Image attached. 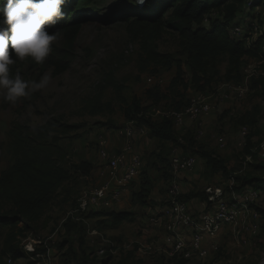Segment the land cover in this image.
<instances>
[{
	"label": "rangeland",
	"instance_id": "374dc122",
	"mask_svg": "<svg viewBox=\"0 0 264 264\" xmlns=\"http://www.w3.org/2000/svg\"><path fill=\"white\" fill-rule=\"evenodd\" d=\"M134 3L135 0H93L97 11L91 14L93 20L82 27L74 58L69 69L61 74H55L50 64L54 58L52 47L43 64H37L31 57L22 61L13 59L10 68L19 72L23 80L39 82L45 75L50 79L46 87L30 97L19 98L14 104L5 102L0 96V173L18 158L24 127L40 128L52 123L55 130L46 142L54 152L53 158L71 177L62 184L51 206L38 221L14 227L0 226V264H10L8 256L12 248L21 256L11 264H34L30 256L23 253L27 240L42 241V245H35L39 252L54 251L53 264H179V259L167 258L160 252L163 227L151 221L158 214L157 210L167 205L171 156L176 147L199 157L201 167L196 186L200 189L213 185L229 190L232 180L240 185L245 179L254 178L257 184L263 182L264 185V156L259 152L264 140V91L249 89L243 98L219 100L221 85L227 81L237 82L236 78L226 77V58L218 66L215 81L200 91L190 87L191 73L185 64L186 56L181 52L178 34L172 30L151 41L158 52L173 55L172 66L165 68L148 63L142 49L143 41L132 37L127 22L117 17L109 18L115 9L130 10ZM237 21L242 26L252 21L264 29V4L254 11L245 8ZM60 39L54 42L59 50L62 48ZM131 45L133 50L126 53ZM60 53L56 54L58 58ZM178 60L182 62L188 87L185 83L184 86L172 84ZM263 69L264 60L245 57L240 81L249 84L250 77L258 76ZM151 76L155 77L153 83L147 80ZM212 95L216 96L213 99L215 109L203 121L205 134L201 138L194 137L195 130L187 123V128L193 132L176 130L181 145L154 139L150 131L132 141L143 157V170L130 194L122 198L123 204H116L112 209L130 213L131 220L113 227L111 217H93L89 211L73 213L79 208V198L99 182L94 173L103 163L99 137L115 142V150L125 144L122 130L129 123L125 116L129 104L139 100L142 106L149 107L147 114L154 107L176 109L193 99ZM243 127L249 129L248 143L246 139L247 146L239 148L237 142ZM222 137L225 138L224 147H220ZM199 145L222 158L228 174L213 173L205 166L195 151ZM85 161L92 166L89 175L77 169ZM200 189L194 192L205 194ZM262 193L258 208L261 226L257 235L246 241L234 238L233 242L224 236L216 258L190 260L185 264H214L216 261L220 264H261L264 261V191ZM198 200L199 203L204 199ZM11 210L12 205L0 199L1 215H10ZM230 234L233 235L232 231L226 233ZM101 249L105 250L104 254H99Z\"/></svg>",
	"mask_w": 264,
	"mask_h": 264
},
{
	"label": "trees",
	"instance_id": "16d2710c",
	"mask_svg": "<svg viewBox=\"0 0 264 264\" xmlns=\"http://www.w3.org/2000/svg\"><path fill=\"white\" fill-rule=\"evenodd\" d=\"M263 4L264 0H146L141 7L134 3L130 10L115 9L109 18L111 20L117 17L127 22L132 37L143 41L142 49L146 61L165 68L172 66L173 55L158 52L151 45V41L160 39L167 30L176 32L181 52L186 56L185 64L191 73L189 85L197 87L198 89H195L200 91L206 84L215 81L218 66L225 58L227 59L226 77L237 79V82H227L235 84L242 83L239 77L245 57L264 60V35L256 39L250 36L247 40V38H233L228 31L231 24L240 23L237 18L245 8L254 11ZM2 6L0 4V7ZM96 11L93 0H67V3L63 5L64 19L49 28L50 34L56 33L57 39L61 38L62 44L60 50L55 48L54 42L51 45L54 58L50 64L54 67L55 74H61L69 69L76 51V40L82 27L93 20L91 14ZM251 17L255 18L254 15ZM0 26L6 27L2 24V17H0ZM59 52H61L60 58L56 56ZM16 73L14 68H10L11 77L14 78ZM184 75L182 62L178 60L177 72L172 84L185 83L184 85L188 87ZM249 85L250 89L264 91V69L258 76L250 77ZM185 106L177 107L176 110H182ZM148 109L149 107L142 106L140 101L135 99L126 107L125 116L129 122L146 125L154 139L179 145L173 122L170 119H152L148 115L150 111L146 114ZM23 129L25 133L20 138L22 144L18 151V158L9 169L0 173V199H5L12 205L10 215L0 214L2 227H14L19 223L38 221L51 206L59 188L71 177L68 170L53 158L54 152L46 142L50 133L55 130V125L47 123L44 127L27 126ZM192 130L188 129L186 133ZM248 137L249 134L247 143ZM195 144L197 143L194 142ZM195 151L200 154L205 166L209 167L213 173L228 174L227 166L222 158L206 150L202 145H199ZM91 168L92 166L86 161L77 166V169L85 175H89ZM172 179L173 175L170 171L169 183ZM255 179H245L237 186V189L250 185L264 191L263 182L257 184ZM202 193L190 191L182 193L180 198L185 201L196 198L206 199V195ZM90 213L97 218L111 217L113 227L131 220V214L128 212L101 210ZM10 252L12 255L9 256L13 261L21 256V253L13 248ZM179 260V264L187 262L184 259Z\"/></svg>",
	"mask_w": 264,
	"mask_h": 264
},
{
	"label": "built area",
	"instance_id": "2783aa9c",
	"mask_svg": "<svg viewBox=\"0 0 264 264\" xmlns=\"http://www.w3.org/2000/svg\"><path fill=\"white\" fill-rule=\"evenodd\" d=\"M145 2L146 0L140 4L135 0L140 7ZM228 31L233 38H247V40L250 36L256 39L264 35V29L254 22L247 23L246 26H242L241 23L231 24ZM132 50L131 45L126 53ZM147 80L153 83L155 77L151 76ZM221 88L219 94L221 101L243 98L250 89L248 82L239 84L225 82ZM215 97L212 95L193 99L182 110L154 107L148 115L154 120L170 119L175 129L183 133L187 132V123H190L193 127L191 129L195 130V138L199 139L205 134L204 119L215 109V101H213ZM149 131L146 125H137L130 121L122 130L126 141L119 150H111L109 141L103 136L99 137L100 157L103 163L94 172L99 182L79 198V208L74 210V214L78 211L112 210L121 202L124 192L139 178L144 166L143 157L138 151H134L132 141ZM248 134L249 129L243 127L237 142L239 148L246 145ZM224 140V137L220 139V147L225 146ZM259 149L260 154L264 156V140L259 145ZM200 163L196 155L184 153L178 147L173 149L171 156L173 179L167 188V205L157 210L156 217L151 218L154 224L163 227L164 235L160 252L170 259L187 261L214 259L220 254L223 237L228 231H232L238 241L239 239L246 241L260 231L261 215L258 208L263 194L253 186L246 185L235 189L233 187L238 186L235 180L231 181L229 190L222 186L209 185L204 189L206 199L200 201L202 206L200 210L191 208L188 201L180 198L182 194L180 176L199 172ZM36 244L42 245V241H25L23 253L30 256L34 264H53L55 252L50 249L47 252H39L35 247ZM104 252L105 250L101 249L99 254ZM8 262L10 264L13 262L11 256H8ZM220 263L216 261L214 264Z\"/></svg>",
	"mask_w": 264,
	"mask_h": 264
},
{
	"label": "clouds",
	"instance_id": "9594fccd",
	"mask_svg": "<svg viewBox=\"0 0 264 264\" xmlns=\"http://www.w3.org/2000/svg\"><path fill=\"white\" fill-rule=\"evenodd\" d=\"M143 4L144 0H137ZM67 0H0V96L5 102L16 103L21 97H30L49 83L45 75L39 82L21 78L19 72L10 76L13 57L24 60L31 57L43 64L51 52L57 34L49 32L59 20L64 19L63 5Z\"/></svg>",
	"mask_w": 264,
	"mask_h": 264
},
{
	"label": "crops",
	"instance_id": "0c3cea01",
	"mask_svg": "<svg viewBox=\"0 0 264 264\" xmlns=\"http://www.w3.org/2000/svg\"><path fill=\"white\" fill-rule=\"evenodd\" d=\"M109 145H110V149L111 150H115V142H111L109 141ZM120 143V141L118 142ZM141 143V142H140ZM119 145V148L120 147V144H117L116 146L118 147ZM133 148H134V151H138V148L137 147H134V144H133ZM200 175L198 173H195V174H183L180 176V184H181V190H182V193L185 194V193H189L190 191H198V188L196 185H197V178L199 177ZM135 184L134 182L131 184V186L124 192L123 194V198L126 197L130 194V191L132 188H134ZM209 186V185H207ZM205 186V187H207ZM205 189V188H204ZM204 189H200L201 191H204ZM198 198L196 199H192L189 202V205L191 206V208L193 209H196V210H200L202 208L201 206V202L198 203ZM123 199L121 200V202L118 203V205L120 206V204H123ZM159 210V209H158ZM228 237V240H232V242L234 241V236L233 235H225V238Z\"/></svg>",
	"mask_w": 264,
	"mask_h": 264
},
{
	"label": "bare ground",
	"instance_id": "6f19581e",
	"mask_svg": "<svg viewBox=\"0 0 264 264\" xmlns=\"http://www.w3.org/2000/svg\"><path fill=\"white\" fill-rule=\"evenodd\" d=\"M261 264H264V261Z\"/></svg>",
	"mask_w": 264,
	"mask_h": 264
}]
</instances>
